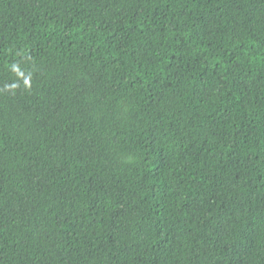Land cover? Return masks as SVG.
I'll return each instance as SVG.
<instances>
[{
    "label": "trees",
    "instance_id": "trees-1",
    "mask_svg": "<svg viewBox=\"0 0 264 264\" xmlns=\"http://www.w3.org/2000/svg\"><path fill=\"white\" fill-rule=\"evenodd\" d=\"M0 264H264V0H0Z\"/></svg>",
    "mask_w": 264,
    "mask_h": 264
}]
</instances>
